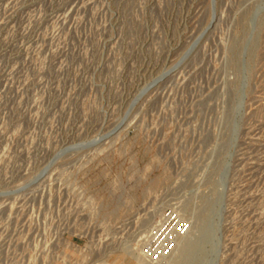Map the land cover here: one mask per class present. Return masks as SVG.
<instances>
[{"label": "rangeland", "instance_id": "rangeland-1", "mask_svg": "<svg viewBox=\"0 0 264 264\" xmlns=\"http://www.w3.org/2000/svg\"><path fill=\"white\" fill-rule=\"evenodd\" d=\"M0 264H264V0H0Z\"/></svg>", "mask_w": 264, "mask_h": 264}]
</instances>
